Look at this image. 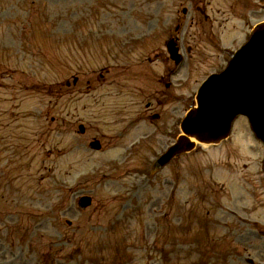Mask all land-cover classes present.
Here are the masks:
<instances>
[{
    "label": "rangeland",
    "instance_id": "rangeland-1",
    "mask_svg": "<svg viewBox=\"0 0 264 264\" xmlns=\"http://www.w3.org/2000/svg\"><path fill=\"white\" fill-rule=\"evenodd\" d=\"M231 1L209 0L207 12L223 23V9ZM184 5L192 7L188 0H0V264H20L19 260L24 264H207L198 249L195 252L199 254L182 252L180 258H172L177 255L171 245L176 235H186L179 237L180 242L193 237L183 227L189 219L184 201L195 197L189 190L191 179L183 178L180 186L174 187L184 205L179 216L170 208L171 184H163L165 173L173 166L164 169L160 179L158 175L152 178L135 177L131 172L121 174L138 164L149 165L161 144H149L147 151L106 142L100 151L88 147L91 135L110 136L119 131L114 108H122L124 116L126 111L143 109L144 99L124 87L123 79L150 83L151 79L145 78L153 75L151 64L140 62L150 53L149 44L163 34L159 25L166 18L176 17L178 11L181 15ZM191 14L192 11L182 20L183 31H193ZM235 18L230 15L223 23L237 26V34H233L234 26L232 35L223 39V45L231 48L244 40L250 24ZM263 18L261 11L250 22ZM207 21L204 19L203 25ZM215 30L219 33L221 28L217 25ZM73 74L90 82H84L85 94L70 100L66 107L59 82ZM200 80L187 79L181 85V115L185 103L188 105L186 98ZM49 83L53 86L51 96L44 90ZM79 122L85 125L84 135L77 132ZM144 125L141 121L133 127L134 139L140 137ZM238 129L236 125L234 138ZM134 150L140 151L136 154ZM258 153L260 162L264 148ZM146 155L150 159L147 163L142 160ZM182 163L185 173L193 167L192 159H183ZM261 172L260 169L256 177ZM219 181L227 180L222 176ZM254 183L260 185L255 191L264 197V182L255 178ZM69 187H80L93 195L94 205L78 211L76 199L68 198ZM244 188L241 185L235 191L240 194ZM144 191L141 201L149 194L157 198L164 194L163 202L162 198L158 200L159 211H147L144 203L131 211H121L128 197ZM100 202H106V206L96 211L95 205ZM259 210L264 225V207ZM17 218L20 227L12 240L3 224L13 222L15 228ZM124 218L128 220L125 228ZM147 225L149 229L143 237L146 227L142 226ZM148 235L155 243L152 246L140 243L145 244ZM110 239H117L122 247L126 244L123 248L127 253L109 250ZM238 245L240 258L222 252L226 264H250L246 257L253 260L252 264H264V239L244 238ZM163 247L168 249L164 255ZM188 247L184 249L188 251ZM13 256L19 260H11Z\"/></svg>",
    "mask_w": 264,
    "mask_h": 264
},
{
    "label": "water",
    "instance_id": "water-1",
    "mask_svg": "<svg viewBox=\"0 0 264 264\" xmlns=\"http://www.w3.org/2000/svg\"><path fill=\"white\" fill-rule=\"evenodd\" d=\"M258 35H261L260 33H258ZM253 45H250V46H248L247 48H248V50H252L253 48Z\"/></svg>",
    "mask_w": 264,
    "mask_h": 264
}]
</instances>
